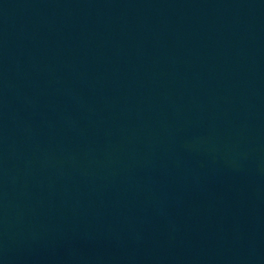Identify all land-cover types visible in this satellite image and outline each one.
Here are the masks:
<instances>
[{
    "label": "water",
    "instance_id": "1",
    "mask_svg": "<svg viewBox=\"0 0 264 264\" xmlns=\"http://www.w3.org/2000/svg\"><path fill=\"white\" fill-rule=\"evenodd\" d=\"M0 264H264V0H0Z\"/></svg>",
    "mask_w": 264,
    "mask_h": 264
}]
</instances>
